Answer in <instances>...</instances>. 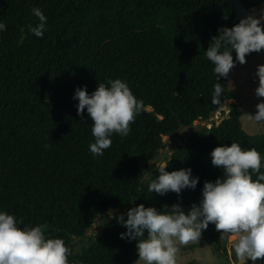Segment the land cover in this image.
I'll return each mask as SVG.
<instances>
[{
    "label": "trees",
    "instance_id": "obj_1",
    "mask_svg": "<svg viewBox=\"0 0 264 264\" xmlns=\"http://www.w3.org/2000/svg\"><path fill=\"white\" fill-rule=\"evenodd\" d=\"M239 1L246 9L264 3ZM223 2L0 0V210L23 221L20 227L42 225L47 237L62 238L72 251L69 264H134L136 242L120 238L127 230L114 218L85 247L76 250L75 239L109 209L198 204L204 182L223 175L210 161L218 146L236 142L264 155V133L244 132L241 106L231 105L219 126L191 133L166 162L169 172L191 169L196 189L179 197L147 190L163 137L209 121L233 99L228 76L217 80L205 55L217 29L237 24L231 6L217 10ZM33 7L47 17L43 38L28 31L37 22ZM117 78L143 110L127 136L113 134L111 147L94 157L91 120L86 111L77 115L74 91L86 86L91 94ZM216 82L224 88L219 103Z\"/></svg>",
    "mask_w": 264,
    "mask_h": 264
},
{
    "label": "clouds",
    "instance_id": "obj_2",
    "mask_svg": "<svg viewBox=\"0 0 264 264\" xmlns=\"http://www.w3.org/2000/svg\"><path fill=\"white\" fill-rule=\"evenodd\" d=\"M31 14L37 22L29 24L28 31L43 38L47 17L39 7H33ZM262 21L264 13L259 19L249 15L231 28L217 29L218 35L212 37L205 52L217 80L227 78L237 63L245 64L246 56L264 51ZM4 31L6 25L0 22V32ZM255 77V96L264 98V64L257 65ZM223 90L216 82L213 103H219ZM73 100L78 101L77 115L83 117L86 111L91 120L94 142H90L89 151L94 157L102 156L111 147L113 134L127 136L131 123L143 110V101L119 78L98 83L91 94L86 86L78 87ZM246 117L255 123L264 122V100L256 105L254 115ZM210 161L223 175L215 182H204L198 204L187 212L180 203L160 211L140 204L126 214L111 217L127 230L120 238L136 242V264H176L177 244L199 240L209 224L232 240L239 264L264 258V155L254 147L244 149L233 142L214 148ZM166 169V165L159 167L158 175L147 185L149 192L161 196L173 192L179 197L185 189H196L199 177H193L191 169ZM21 224L23 221L0 210V264H69L72 251L62 238L47 237L42 225L20 227Z\"/></svg>",
    "mask_w": 264,
    "mask_h": 264
},
{
    "label": "rangeland",
    "instance_id": "obj_3",
    "mask_svg": "<svg viewBox=\"0 0 264 264\" xmlns=\"http://www.w3.org/2000/svg\"><path fill=\"white\" fill-rule=\"evenodd\" d=\"M256 19L264 13V3L255 8ZM264 24V21H262ZM264 64V51H261L252 60H246V63L236 64L228 75L227 90L233 95V99L226 102L219 112L213 115L209 121L203 123L198 120L191 127L182 128L176 134L163 137L165 148L159 151L157 158L151 163V170L161 165H166L174 150L182 146L184 140L193 132L208 129L215 125L219 126L226 119L230 112L231 105H240L242 110L241 126L242 130L249 135H261L264 133V122L255 123L247 119L246 114L254 115L256 105L264 100L255 96V89L258 86V78L255 77L257 65ZM147 173V172H146ZM187 212L191 208L190 203H185L181 199L177 201ZM135 203L131 207H134ZM130 208L118 210L112 215H104L96 220L93 227L87 232L83 239H75V249L79 250L89 243V239L98 238L104 227V222L112 216L118 217L127 213ZM214 224H209L206 230L202 231L199 240L191 241L188 244H177L179 249L176 256V264H238L239 260L235 256L232 248V240L227 236H221ZM136 264V262L134 263ZM248 264H264V258L256 262L248 261Z\"/></svg>",
    "mask_w": 264,
    "mask_h": 264
},
{
    "label": "water",
    "instance_id": "obj_4",
    "mask_svg": "<svg viewBox=\"0 0 264 264\" xmlns=\"http://www.w3.org/2000/svg\"><path fill=\"white\" fill-rule=\"evenodd\" d=\"M229 5L232 8L233 13L235 14L234 22L239 23L241 19L246 18L249 15H252L254 18L256 17L255 8L246 9L239 0H224L222 5L217 9L219 10L222 6ZM149 110V109H148ZM205 123V121H203ZM209 127V129H211ZM118 212V209H109L106 211V215H112ZM239 264V262H238Z\"/></svg>",
    "mask_w": 264,
    "mask_h": 264
}]
</instances>
